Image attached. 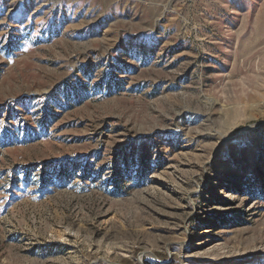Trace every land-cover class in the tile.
<instances>
[{"label":"rangeland","instance_id":"rangeland-1","mask_svg":"<svg viewBox=\"0 0 264 264\" xmlns=\"http://www.w3.org/2000/svg\"><path fill=\"white\" fill-rule=\"evenodd\" d=\"M0 264H264V0H0Z\"/></svg>","mask_w":264,"mask_h":264}]
</instances>
